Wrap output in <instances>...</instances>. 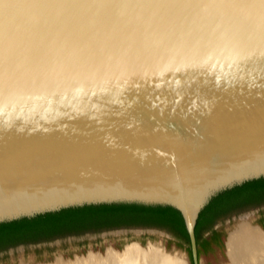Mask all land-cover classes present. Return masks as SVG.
Returning <instances> with one entry per match:
<instances>
[{
    "label": "water",
    "instance_id": "water-1",
    "mask_svg": "<svg viewBox=\"0 0 264 264\" xmlns=\"http://www.w3.org/2000/svg\"><path fill=\"white\" fill-rule=\"evenodd\" d=\"M261 51L259 0H0V224L170 207L201 264L202 211L264 179Z\"/></svg>",
    "mask_w": 264,
    "mask_h": 264
},
{
    "label": "trees",
    "instance_id": "trees-1",
    "mask_svg": "<svg viewBox=\"0 0 264 264\" xmlns=\"http://www.w3.org/2000/svg\"><path fill=\"white\" fill-rule=\"evenodd\" d=\"M264 203V179L248 182L226 191L202 211L195 233L199 249L206 247L205 232L226 215L249 206ZM122 227L164 228L186 246L191 257L190 239L181 214L170 207H151L136 204H113L65 209L0 224V253L25 244L50 242L56 238L80 235Z\"/></svg>",
    "mask_w": 264,
    "mask_h": 264
},
{
    "label": "rangeland",
    "instance_id": "rangeland-1",
    "mask_svg": "<svg viewBox=\"0 0 264 264\" xmlns=\"http://www.w3.org/2000/svg\"><path fill=\"white\" fill-rule=\"evenodd\" d=\"M262 217H264V203L235 211L219 220L215 224V231L222 232L221 249H216L208 256L201 255V264H230L227 255L230 236L243 224L259 226L258 222ZM176 240L174 235L164 228L122 227L98 232L90 231L80 235L59 237L50 242L9 248L0 253V264H74L79 260L84 263L86 260L87 263L89 257L104 259L109 252L123 254L131 246L146 251L154 248L189 264L190 254L186 246Z\"/></svg>",
    "mask_w": 264,
    "mask_h": 264
},
{
    "label": "bare ground",
    "instance_id": "bare-ground-1",
    "mask_svg": "<svg viewBox=\"0 0 264 264\" xmlns=\"http://www.w3.org/2000/svg\"><path fill=\"white\" fill-rule=\"evenodd\" d=\"M247 222V221H246ZM230 264H264V233L251 224H243L227 243ZM107 258H88L86 264H186L156 249L146 251L131 246L123 253L109 252ZM103 258V257H102ZM79 260V259H78ZM83 261V259H82ZM63 262V261H62ZM75 262V261H74ZM77 262V261H76ZM80 260L74 264H85ZM57 264V263H56ZM63 264V263H59ZM70 264V263H69Z\"/></svg>",
    "mask_w": 264,
    "mask_h": 264
},
{
    "label": "flooded vegetation",
    "instance_id": "flooded-vegetation-1",
    "mask_svg": "<svg viewBox=\"0 0 264 264\" xmlns=\"http://www.w3.org/2000/svg\"><path fill=\"white\" fill-rule=\"evenodd\" d=\"M258 225L261 228H264V217H262L259 222ZM222 232L221 231H215V225L211 230L207 231L204 233L203 235V240L206 243V247L202 249L201 254H205V255H211L215 252L216 249H221V245H222ZM177 242H179L178 240H176Z\"/></svg>",
    "mask_w": 264,
    "mask_h": 264
},
{
    "label": "snow or ice",
    "instance_id": "snow-or-ice-1",
    "mask_svg": "<svg viewBox=\"0 0 264 264\" xmlns=\"http://www.w3.org/2000/svg\"><path fill=\"white\" fill-rule=\"evenodd\" d=\"M259 6L261 8H264V0H259ZM253 55H245V56L239 57V59L236 61L237 68H239L241 64H244L247 61L252 60ZM260 56L264 57V51H261ZM0 95H3V87H0Z\"/></svg>",
    "mask_w": 264,
    "mask_h": 264
}]
</instances>
